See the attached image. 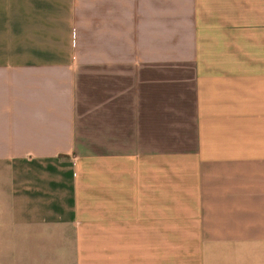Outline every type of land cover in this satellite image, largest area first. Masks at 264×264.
I'll use <instances>...</instances> for the list:
<instances>
[{
	"label": "crops",
	"instance_id": "obj_1",
	"mask_svg": "<svg viewBox=\"0 0 264 264\" xmlns=\"http://www.w3.org/2000/svg\"><path fill=\"white\" fill-rule=\"evenodd\" d=\"M0 264H264V0H0Z\"/></svg>",
	"mask_w": 264,
	"mask_h": 264
}]
</instances>
